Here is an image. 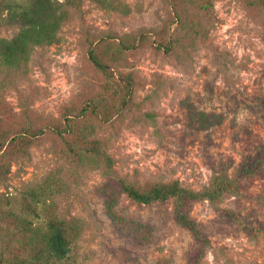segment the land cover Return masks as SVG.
I'll return each mask as SVG.
<instances>
[{
  "label": "rangeland",
  "instance_id": "1",
  "mask_svg": "<svg viewBox=\"0 0 264 264\" xmlns=\"http://www.w3.org/2000/svg\"><path fill=\"white\" fill-rule=\"evenodd\" d=\"M66 11L53 43L19 63L0 55V212L80 219L64 264H264V165L246 174L264 148L262 0H82ZM5 15L0 40L20 31ZM65 122L86 142L52 133ZM93 140L111 170L98 158L67 161V141L87 150ZM214 173L237 181V192L216 207L184 205L210 247L176 222L172 199L135 203L117 179H178L197 191ZM117 218L147 224L153 242L137 243ZM1 228L19 236L0 214Z\"/></svg>",
  "mask_w": 264,
  "mask_h": 264
},
{
  "label": "trees",
  "instance_id": "2",
  "mask_svg": "<svg viewBox=\"0 0 264 264\" xmlns=\"http://www.w3.org/2000/svg\"><path fill=\"white\" fill-rule=\"evenodd\" d=\"M81 2L82 0H25L22 3H18L14 0H0V11L6 10V15L2 20L3 24H14L20 27V31L13 38L0 40V55L4 62L8 64L19 63L27 59L29 48L53 43L56 40L57 30L65 20L66 8L78 9ZM262 3H264V0H262ZM89 53L93 63L101 71H105V66L100 63L92 50ZM130 83L131 77L126 75L125 87L127 89ZM88 107H94V105L91 104ZM81 112L85 115L86 108ZM205 115H202V117ZM198 128L208 129V125H205L204 121H200ZM51 131L58 137L71 135L82 143L86 142L87 137L85 134L66 122L52 126ZM66 147L65 156L73 168L80 166L83 162H93L92 160L95 161L98 158L105 170L112 169V159L101 148L99 141L97 143L93 140L87 150L68 141L66 142ZM261 150L258 167L252 171H246L247 176L257 174L262 169L264 165V148H261ZM2 176L3 170L0 166V180ZM117 177L121 191L135 203L149 204L172 199L176 222L188 229L194 239L203 247H210L211 243L200 231L197 223L188 217L184 210V205L190 201L204 199L216 207L225 193L232 191L236 193L237 189H239L237 181L230 178L227 173H214L210 178L209 184L197 191L182 186L178 179L166 183L136 185L126 177ZM260 200L261 204H264V192L261 194ZM27 208H29V205H27ZM37 210H32L34 212L32 216L37 218L36 223L27 220L25 217L20 218L15 213L11 215L9 212L7 214L0 212L3 217L9 218L19 235L15 237L14 234H9L8 231H4L1 228V261L6 260V264L65 263L69 257L71 245L81 231L80 219L74 217L66 218L56 210H53L50 216L45 219V216ZM116 221L120 224V228L129 232L137 243L153 242V228L147 224L123 218H117ZM25 235H27V238H24ZM19 248L23 251L22 255ZM27 248H30L29 252ZM6 253H10L11 256L7 258Z\"/></svg>",
  "mask_w": 264,
  "mask_h": 264
}]
</instances>
